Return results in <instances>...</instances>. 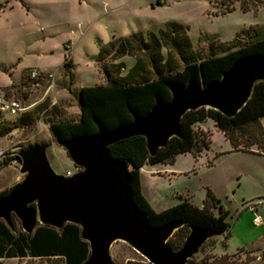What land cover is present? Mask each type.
Instances as JSON below:
<instances>
[{"label": "rangeland", "instance_id": "374dc122", "mask_svg": "<svg viewBox=\"0 0 264 264\" xmlns=\"http://www.w3.org/2000/svg\"><path fill=\"white\" fill-rule=\"evenodd\" d=\"M220 1L0 0V90L8 95L16 92L20 104L26 106L21 113L0 116V191L14 187L22 180L18 153L31 146H45L54 172L64 175L66 171L78 170L65 149L52 137L47 120L76 119L80 87L105 83L103 69L93 58L101 45L135 31L156 32L170 20L186 27L192 47L200 56L207 54L210 43H230L238 31L250 25L259 26L264 34V0H235L234 9L225 14L219 12ZM240 1L248 2V8L244 10ZM162 53L166 55L165 48ZM172 56L177 59L175 53ZM65 58H70L71 75L63 65ZM119 61L124 62V68L114 67ZM133 62L129 55L116 60L106 57L102 61L114 77L118 71L120 75L125 74ZM32 68L45 77L29 80ZM36 80L38 84L34 83ZM260 122L264 126V116ZM193 128L197 134L211 137L213 151L229 146L212 121L196 123ZM248 129L256 131L257 127ZM188 158L179 156L175 168H187ZM240 158L246 163L244 157ZM229 162L230 158L222 161V166L217 167L213 175L201 172L197 176H179L170 182L167 176L155 172L162 165L149 164L144 166L142 178L152 189L149 198L153 205L161 208L177 203L175 191H184L186 187L194 192L195 201L206 185H212L220 192L225 178L222 180L221 172ZM159 194L163 196L162 200ZM14 224L20 227L18 221L14 220ZM214 242V238L208 240L194 255V260L205 254L220 256L211 249ZM221 248L218 245L215 251ZM110 255L115 264L143 259L121 241L112 245ZM247 258L237 252L228 255L227 263L242 264ZM0 264H61V259L7 258Z\"/></svg>", "mask_w": 264, "mask_h": 264}, {"label": "trees", "instance_id": "16d2710c", "mask_svg": "<svg viewBox=\"0 0 264 264\" xmlns=\"http://www.w3.org/2000/svg\"><path fill=\"white\" fill-rule=\"evenodd\" d=\"M234 1L221 0L219 12L225 14L232 11ZM240 3L244 10L248 8V2L244 3L245 5L243 1ZM163 48L166 49V55L162 53ZM173 53L177 59L173 58ZM252 53L264 54V34L259 26L250 25L241 29L230 43H210L205 56H200L192 47L186 27L173 20L164 22L156 32H131L100 46L93 58L103 69L105 83L80 87L77 118H49V131L60 144L73 136L92 134L96 132L98 125L110 129L127 123L132 120V111L140 115L148 112L156 95L165 101L170 99L167 81L180 84H185L190 78L198 84L216 81L238 57ZM125 55L131 56L134 62L125 74L120 75L118 71L114 77L110 70L105 69L102 61L106 57L116 60ZM63 65L71 75L70 58H65ZM115 65L114 67L121 69L125 67L122 61ZM5 115L0 113V116ZM262 116L264 81H258L253 86L250 98L233 116H226L209 107L185 112L180 119L181 136H172L167 144L158 148L153 155L149 154L142 135L120 139L108 146L112 157L127 162L133 201L138 209L145 212L148 221L154 226L171 220L182 223L168 239L172 249L176 250L182 245L191 225L209 230L213 234L210 239L226 233L229 228L226 220L228 213L221 208L217 209L219 199L208 188L201 207L182 199L160 211L154 210L141 193L140 168L145 164H171L178 154L186 152L193 156L199 155L203 149L209 147L210 139L205 134H197L193 126L206 120L213 122L233 148L240 145L239 149L246 150L252 144L251 135L255 134L259 137L258 146L264 150V131L259 120ZM253 126L257 127L256 131L248 129ZM10 189L0 191V196L7 194ZM30 206L33 207L34 203ZM14 220L18 221L13 217V226L10 228L0 219V259L56 258L61 259V264H83L87 259L88 243L81 239L78 225L66 223L57 229L38 224L27 233L21 226L16 227ZM227 260V254L218 257L205 254L197 260H194V256L191 257L186 264H228ZM126 264L151 263L143 258L127 260Z\"/></svg>", "mask_w": 264, "mask_h": 264}, {"label": "water", "instance_id": "95a60500", "mask_svg": "<svg viewBox=\"0 0 264 264\" xmlns=\"http://www.w3.org/2000/svg\"><path fill=\"white\" fill-rule=\"evenodd\" d=\"M258 81H264V54L260 53L238 57L216 81H167L168 101L156 95L148 112L140 115L132 111V120L127 123L110 129L98 125L92 134L62 141L60 145L78 168L68 176L53 171L45 146L19 151L17 161L23 178L0 196V219L12 228L15 217L27 233L38 224L57 229L66 223L78 225L80 237L89 248L83 264H115L110 249L117 241L151 264H186L213 234L191 225L182 245L172 249L168 239L182 223L171 220L154 226L148 221L133 201L127 162L112 157L108 146L142 135L153 155L172 136H181L180 119L185 112L209 107L233 116L250 98Z\"/></svg>", "mask_w": 264, "mask_h": 264}, {"label": "crops", "instance_id": "0c3cea01", "mask_svg": "<svg viewBox=\"0 0 264 264\" xmlns=\"http://www.w3.org/2000/svg\"><path fill=\"white\" fill-rule=\"evenodd\" d=\"M261 118L259 119L260 121ZM261 126L264 128L262 124ZM246 138L247 137H245V139ZM258 138L259 137L255 134H252L250 137L252 144L247 147L246 150L239 149L241 148L240 145L237 148H233L229 140L225 139L229 146L224 149L213 151L210 137L209 147L203 149L199 155L193 156L189 152L178 154L173 163H158L162 165V168L155 170L157 174H164L167 176V180L170 182L179 176H197L201 172L213 175L215 169L220 165L222 166V161L230 158L227 167H222V176L220 177L222 180L224 177L225 178L223 180V189L220 192H217L212 185H206L207 187L204 188V191L200 194L197 201H195L194 192L188 187H186L184 191H175L174 195L178 197V202L182 199H187L192 204L201 207L203 205L206 189L208 188L214 193L219 199L217 209L221 208L228 213L226 220L229 223V228L226 233L214 237L215 242L212 251L216 255H229L240 252L242 255L248 256L242 264H264V205L258 208V212L262 217V221L259 225L253 223L252 219L254 214L252 211L241 209L243 203L246 201L255 198H264V150L258 146ZM181 155L183 157H189L188 167L176 169V161ZM240 156L244 157L246 163L241 162ZM238 162L241 163L238 164ZM145 165L140 168V188L141 193L153 209L160 211L176 204L165 205L161 208H157L153 205L149 198L152 189H149V184L142 178ZM159 199L162 200L163 196L160 195ZM219 240H222V242L219 243ZM218 245L222 248L217 252L215 248ZM0 261H2V259H0Z\"/></svg>", "mask_w": 264, "mask_h": 264}, {"label": "built area", "instance_id": "2783aa9c", "mask_svg": "<svg viewBox=\"0 0 264 264\" xmlns=\"http://www.w3.org/2000/svg\"><path fill=\"white\" fill-rule=\"evenodd\" d=\"M28 77H29V80H33L39 77L43 78L45 77V75L41 73L39 70H37L36 68H32L29 70ZM34 83L38 84V81L36 80L34 81ZM15 94L16 92L13 91L11 95H8L7 93L0 90V113L1 114H18V113L25 111L26 106H23L20 104ZM73 172L66 171L64 175L68 176V175H71ZM263 205H264V198H255V199L244 202L241 209H247V210L252 211V213L254 214L252 221L255 225H259L262 221V217L258 212V208ZM220 242H222V240H219V243ZM211 249H212V246H211Z\"/></svg>", "mask_w": 264, "mask_h": 264}]
</instances>
